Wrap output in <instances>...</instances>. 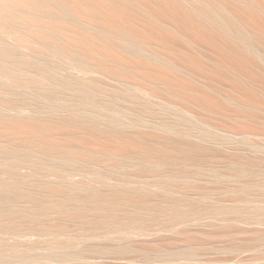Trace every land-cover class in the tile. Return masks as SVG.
Wrapping results in <instances>:
<instances>
[{"label":"bare ground","instance_id":"1","mask_svg":"<svg viewBox=\"0 0 264 264\" xmlns=\"http://www.w3.org/2000/svg\"><path fill=\"white\" fill-rule=\"evenodd\" d=\"M256 11L264 13V0H0V107L52 109L46 98L83 95V105L128 113L139 122L148 118L153 126L133 132L60 106V113L52 112L59 118L23 120L11 127L18 133L15 141L10 143L6 136L0 140V233L57 240L63 234L86 235L79 225L84 222L104 230L120 218L107 208L82 212L75 205H121L120 198L127 197L130 202H147L146 196H130L152 190L147 184L163 188L165 202L176 210L187 203L170 193L197 189L186 180L201 172L194 167L198 158L218 167L250 163L233 146L229 154L212 143H232L218 134H264V72L255 69L254 61L246 66L228 63L217 50L205 48L203 39L214 27L223 37L239 40L242 49L264 64V17ZM2 36L29 51L31 46L46 48L56 59H69L83 73H98L99 78L77 80L43 55L35 57L44 65L34 67ZM4 77L33 89L35 101L8 96ZM105 79L126 80L133 90ZM134 90L148 101L136 98ZM161 104L193 115L198 123L157 107ZM45 127L69 129L71 136L65 141L39 138L37 133ZM193 135L212 147L192 141ZM18 166L26 167V173L14 169ZM62 175L80 178L57 179ZM94 181L112 185L98 187ZM130 182L144 183L148 190L126 185ZM159 214L153 208L121 219L144 223L138 232L146 235L169 227ZM50 215L57 221L45 219ZM0 264L25 263L0 259Z\"/></svg>","mask_w":264,"mask_h":264},{"label":"rangeland","instance_id":"2","mask_svg":"<svg viewBox=\"0 0 264 264\" xmlns=\"http://www.w3.org/2000/svg\"><path fill=\"white\" fill-rule=\"evenodd\" d=\"M264 17V13L256 11ZM1 36V34H0ZM5 42L14 47L15 52L28 60L34 67H42L44 61L36 55L49 57L52 64L59 65L65 75H72L77 80H90L99 78L98 73H83L76 66L64 59L53 55L46 48L31 46V51L6 36H2ZM205 48L217 50L219 56L232 65L246 66L251 61L256 62V70L264 72V64L254 60L253 57L241 48L239 40L223 37L212 27L208 31L207 38L203 39ZM208 66L210 64H207ZM211 67V65L209 66ZM106 80V79H105ZM107 83L116 87L132 89L126 80L107 79ZM105 81V82H106ZM2 84L8 92V96H25L30 101H35L36 95L33 89L21 85L16 80L8 77L2 78ZM133 90V89H132ZM205 92H209L204 87ZM43 90V94L46 93ZM135 91V90H134ZM138 99L148 101V98L138 92H132ZM4 94H0V99ZM44 96H46L44 94ZM81 96V97H79ZM77 95L79 99L68 96L63 98H46L53 104L52 109L29 107L26 109L16 107H0V124L7 131L4 135L0 131V140L6 136L10 143L18 135L16 130H10L20 121L49 118L54 116L52 112L78 111L85 115L96 116L102 122L121 124L131 131H139L142 128H152V120L139 122L128 113L108 108L89 107L83 105V95ZM86 96H84L85 98ZM81 98V99H80ZM122 103V99L117 100ZM156 102V101H154ZM160 109H168L177 113H183L195 123L197 119L175 106L168 104L157 105ZM210 128V127H208ZM211 129V128H210ZM158 130V129H157ZM158 131H161L160 129ZM232 142L230 145L212 143L221 151L230 152L238 149L250 158V163H226L218 167L211 162L197 159V171L194 175H187L188 183L197 185L196 188L183 189L170 196L181 197L187 204L176 208L169 202H165L167 194L162 189L156 190V186L147 184L152 190L144 188V183L130 182L126 185L137 184L136 187L148 192H138L130 196L140 198L146 196L149 201L130 202L127 198H120L121 205L82 202L75 205L82 212H98L101 208H107L112 215L120 219L111 227L99 230L95 224L80 223L86 229V235H60L57 240L53 237L34 236L21 237L17 234L0 233V259L3 261L14 260L25 264H177L180 262L191 264H264V134L254 135H228L218 134ZM228 135V136H227ZM39 138H50L55 141H65L71 136L69 129L60 127H48L37 133ZM192 141L212 147L208 142L200 140L197 136H189ZM185 139V138H184ZM187 139V138H186ZM231 139V140H230ZM15 141V140H14ZM228 142V143H229ZM234 148H233V147ZM48 161L57 162L53 158ZM43 157V158H44ZM45 157V158H46ZM195 165V164H193ZM14 169L24 173L27 168L18 166ZM223 170V174L221 171ZM26 173V172H25ZM24 173V174H25ZM225 174V175H224ZM90 175L89 177H91ZM45 179L55 177L41 176ZM77 181L69 175L58 176L57 179ZM98 187H109V181H94ZM146 184V183H145ZM157 202V203H155ZM158 204V205H156ZM30 207L24 208L29 209ZM160 211L157 216L160 221L169 225L166 230H160L152 234L142 235L138 232L139 226L124 221L125 216L135 211L152 210ZM8 214H12L13 207L6 206ZM135 209V211H132ZM175 210L174 212H171ZM54 215L46 217L48 221H57ZM71 223V222H70ZM72 224V223H71Z\"/></svg>","mask_w":264,"mask_h":264}]
</instances>
